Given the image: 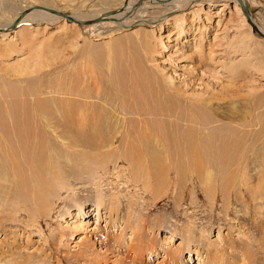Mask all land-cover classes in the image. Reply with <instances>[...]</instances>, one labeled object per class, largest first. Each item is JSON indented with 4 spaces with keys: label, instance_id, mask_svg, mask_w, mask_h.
<instances>
[{
    "label": "rangeland",
    "instance_id": "obj_1",
    "mask_svg": "<svg viewBox=\"0 0 264 264\" xmlns=\"http://www.w3.org/2000/svg\"><path fill=\"white\" fill-rule=\"evenodd\" d=\"M10 1L0 0V23L6 18L12 19L11 27L18 21L11 31L0 32V112L11 108L24 110L30 105L31 108L34 98H44L48 102L46 107L52 111L61 110L63 107L58 100L64 96L56 91L77 86L81 89L85 84L89 100H80H92L94 105L89 107L102 110L108 116L103 126L112 143L102 146L101 154L89 159L91 163L83 160L87 159L86 155L80 160L81 154H85L79 153L83 149L80 147L75 148L77 152L56 154L60 161L63 157L68 158L66 163L74 161L75 169L89 167L90 174L95 169L99 175L96 177L93 173V179L83 183L71 177L75 188L62 189L56 196L55 187L48 188L54 196L45 198L50 209L49 212L43 209L48 213L38 225L31 224L28 216H20L19 222L4 226L0 230V264H91L88 257L79 258L80 244L89 246L90 258L95 255L108 257L105 262L99 261L100 264H114L122 255L105 251L108 245H102L103 238L124 235L128 242L131 225L138 214L144 216L146 223L144 240L153 239L159 245L177 250L175 264H264L254 261L261 256L264 260V195L259 198L264 192V75L250 68L232 76L225 64L231 56L240 57L233 53V46L241 33L249 38L251 62L264 70V36L252 29L238 1L192 0L186 6L163 14L159 5L137 0L138 10L131 15L127 13L124 20L127 26L113 28L109 33L93 23L81 25L63 17L54 23L21 22L28 10L17 12L15 4L22 1L25 6L46 5L69 15L77 9L89 14L110 10L107 13L112 14L119 10L123 0ZM244 1L251 19L264 29V0ZM159 16L161 19L157 20ZM42 73L45 77H40L39 81ZM38 83L48 88H41V92L39 87L41 94L30 97ZM94 85L90 92L88 86ZM46 92L49 94H44ZM95 94L98 96L94 97ZM135 107H145L151 112L158 107H169L182 117L189 111L196 120L200 116L207 118L211 121L207 130L210 142L219 138L231 140L236 128L250 129L254 134L242 137L240 132V139L254 145L259 155L249 156L251 160L244 163L245 175L240 176L232 175L238 169L236 165L226 167L224 160L216 159L205 164L179 160L171 163L173 166L165 161L160 167L158 164L153 167L150 164L154 158L150 154L152 150L148 156L144 153L143 138L146 139L148 132L141 129L142 125L156 127L161 132L159 139L164 138V133L171 135L170 140L180 143L189 124L175 118L170 122L166 116L156 113L128 115ZM136 116L142 119V125ZM122 117L125 118L122 125L125 131H117L120 127L117 122H121ZM248 117L255 125L242 128L229 122V118H245L246 121ZM190 126L195 131L196 125ZM194 166L201 167L200 171L196 172ZM239 178L248 187L245 194L238 189V184H242ZM97 182L99 189L106 193L104 199L112 197L105 205L113 206L116 213H108L103 206L96 210L98 193L94 187ZM251 197L256 198L253 204ZM247 198L249 201L245 202ZM82 209L87 210V214L81 217L78 211ZM11 211L7 213L9 216L16 213ZM25 222L30 226H24ZM186 228L191 229L194 236L188 248L183 247L180 236L181 231L188 230ZM171 230L176 233L169 234ZM57 232L62 233L61 241H58ZM164 234L170 238L162 239ZM249 237L248 242H252L246 246ZM190 248H196L195 252ZM159 250L152 256L143 251V257L135 264H174L166 260L161 248Z\"/></svg>",
    "mask_w": 264,
    "mask_h": 264
},
{
    "label": "bare ground",
    "instance_id": "obj_2",
    "mask_svg": "<svg viewBox=\"0 0 264 264\" xmlns=\"http://www.w3.org/2000/svg\"><path fill=\"white\" fill-rule=\"evenodd\" d=\"M146 1H148L149 4H152L153 6L159 5L161 8H163L162 10L163 14H166L168 12H171L172 9L175 10L179 7L184 6L185 4H188L192 0H163V1L146 0ZM21 2L20 4L18 3L15 4L16 11L23 13V11L28 10V12H26L24 17L22 18L21 22H24V21L31 22V21H36V20H43L45 22L54 23L55 21H58L61 19V17H63L66 20L73 22V23H77V21L75 20L83 21L84 23L81 25H89L93 23L94 26H96L97 28H101V29L103 28V30H105L104 31L105 33L107 32L109 33V31H111L113 28L127 26V22L124 21L127 18V13L128 14L130 13L131 15L138 10V7H135L137 0H123V3L120 6L119 10L114 11L112 14L107 13L110 10L104 11L102 13L89 14V12L86 10L79 11L80 9H77L75 11H71L70 15L65 12L62 13L58 11L59 9L54 8V7H49L46 5L42 6L36 3H33V4L31 3L32 5L25 6L24 4H21ZM13 6H14V2H13ZM2 16L5 17L4 15ZM156 19L157 20L161 19V17L159 16ZM12 21H13L12 19L10 20L6 18V21L4 23H0V32H8L14 29L15 28L14 25H16L18 21L14 22V24L10 27L9 24ZM251 21L257 27L258 30L264 33V29H262L261 26H259L257 23L255 24L254 20L251 19ZM233 48H234L233 53L236 55H240V57L238 59H235V58H231L232 57L231 56L228 60H226L227 62L225 61L226 69L230 75L232 76L237 75L238 73L242 71H247V69H250V68L257 70L260 73V75H264L263 67L262 69L260 67H255V65L251 62V58L249 54V50H250L249 38L244 37L243 34L241 33L238 34ZM251 53H252V50H251ZM43 73L39 75V79H38L39 81H40V77L44 78L45 77L44 74L46 75L47 72L44 74ZM42 84L40 86L38 83L34 92L30 93L28 91L31 95L30 97L32 96L38 97V95L41 94L42 92L41 88L43 89V87H47ZM82 86L80 87L82 90L77 89L78 87L77 86L71 89H64V91H61V90L56 91V93H58L59 96H64V99L58 100L59 105L61 103L63 107L61 110L58 109L56 111H52L48 109L46 107L48 102L46 103L44 98L41 99L39 97L40 98L39 100L37 98L33 99L31 103L33 104L34 102V105L31 108H30L31 105L29 106V108L24 109V110L22 109L17 110V109H12V108L7 109L6 107L5 109H7V111L0 112V116H1L0 118V230H2L4 226L6 227V225L8 224H12V222H17V221L19 222L20 216L21 217L28 216L29 222L31 224L36 225L37 223L41 221L40 219H42V217L47 215V213L49 212L48 211L50 209V206L48 207L49 202L46 201L48 202L46 203L45 198L51 197L52 199V196L54 195L56 196L57 194H59L60 193L59 191H61L62 189L63 190L66 189V191L73 190L75 188L74 186L72 187V185H74V180H73L74 178L79 179L78 181H81L83 183L85 181H88V179L92 178V176L94 177V174L96 175V177L97 175H99L97 172L98 170H95V169L92 171L94 174L93 173L90 174L91 170L89 169V167L88 169H85V170H84L85 167H82L79 170L77 169V167L75 169L76 163H73L74 161L70 163H66V161H68L67 157L62 156L64 159L60 161L59 155L58 156L56 155V154H68V153L77 152V151H74L75 148L80 147L83 149L79 153L81 152L85 153L83 155L81 154L80 160H82L84 158L83 156L86 155L87 159H85L86 158L85 157L83 160L88 162L89 159H92L95 154L100 153L99 149L102 146L111 142L110 141L111 139L110 140L107 139L109 138L108 137L109 135L106 134L107 130L103 126V123L108 118V116L105 115L102 110H101L102 112L101 111L99 112V110L96 111L93 107H89V106L94 105V103H91L93 102L92 100L91 102L90 101L81 102L82 100H80V98L87 99L90 94L88 90H86L87 87L85 86L87 85L84 84ZM39 87H40L41 92L38 90ZM94 88H95V85L92 86L91 88H89L88 86V89H90V92H92ZM44 94H49V93L46 92ZM95 96H98V95L95 94L94 97ZM41 97L43 96L41 95ZM52 97L53 96H51V98ZM167 108L168 109L164 107H158V109L153 108L154 110H152L153 112H151L150 109H146L145 107L143 109L140 108L141 110L138 109V107H135L134 108L135 111L133 110L134 112H132L131 110V111H128L127 113L128 115L134 114V115H139V116L143 113H144L143 114L144 116L146 112L156 113L161 116L162 115L166 116V118H168L170 122L175 118V120L177 119L178 121L187 124V126L189 124L187 129H185L186 132H185V136L182 139L183 141H180L179 143V141L177 140H172V139L170 140L171 137L169 136L171 135L169 134L166 135L162 133V137L164 138L159 139L160 138L159 135L161 134V132L156 127H151L149 124L144 125L145 124L144 123L142 125L141 123L143 122L140 123L142 119L136 116L138 118L137 122L142 125V128L141 127L140 128L148 132V135L145 136L146 139L143 138L144 142L143 141L141 142L145 144V145L142 144L143 147L145 148V152L144 151L143 152L144 153L147 152L146 153L147 156L149 152L152 150V153L150 152V154H153L154 158H152L151 163L150 162L149 163L153 167H156L155 164H158V166L160 167L159 164H163L165 161L169 162L168 163L169 165L179 160H189L191 164H195V161L196 162L203 161V163L205 164L210 159H216L217 161L224 160L226 167L227 165L228 166H231L232 164L236 165L238 169L232 172V175L240 176L243 173L245 175L244 163L248 159H250L249 156L251 155L252 157L253 156L257 157L259 155L256 149L253 147L254 145L250 143L248 144L245 143V141L240 139V136H239L240 132L242 133V137L251 136L254 134L252 130L250 129H238L237 130L236 128L235 129L236 131H233L231 129L234 132L233 135H235V137H233L231 140H227V139L222 140L219 138L217 141L210 142L207 139L209 135L207 130H208V125L211 121H208L207 118H202L201 116L197 118L196 120L195 117H193L189 113V111H186L182 117L181 113H177L175 111L172 112L171 109H169V107ZM5 119H7V121ZM121 119H122L121 122L119 123L117 122V124H120V127L117 129V131L119 129L124 130L122 125H123V122H125L124 121L125 118L122 117ZM175 120H173L172 122H174ZM213 121L216 122L215 119H213ZM252 121H253L252 118H249V117L248 119L246 118V121H245V118H242V119L229 118V122H231L232 124L233 123L237 125L239 124L242 126V128L246 126L248 127L249 125L250 127L255 125ZM124 124L126 125V123ZM190 124H192L193 126L196 125L194 128L195 131L197 132L196 136L194 135L193 133L194 130L191 128ZM107 129L109 128L107 127ZM148 137L150 139H148ZM141 142L139 143V145L141 144ZM129 145H132L133 147V144L130 143ZM154 145L155 147L153 148ZM56 147H59V148L55 150ZM144 148H142V150ZM153 149L155 150V153ZM84 150H87V151H84ZM79 153L77 154L79 155ZM144 155L145 154H143L142 156ZM262 155L264 156V153ZM194 168L196 172H199L201 167L198 168L197 166H194ZM226 169L229 171V168H226ZM167 170L170 171V169H167ZM189 172L190 174L193 173L191 171V166L189 167ZM228 173L231 174V172H228ZM175 174L177 173L175 172ZM84 175H86L85 176L86 178L84 177V179H82ZM71 177H74V178H71ZM98 183L99 182H97V184ZM93 184L96 185L95 183ZM64 185H67V186H64ZM99 185L100 184L94 187L98 193L97 194L98 197L95 202L96 210L99 207L103 206V208L106 209L108 213H113V214L116 213L117 209L112 208L113 206L111 207L109 204L108 206L105 205L106 203H109L111 201L110 199L112 197L110 199L109 198L104 199L103 195H105L106 193L103 192L101 189H99L100 188L98 187ZM238 185L240 186L238 187L239 191L240 190L242 191L241 193L245 194L246 192H248V187H245L246 183L244 181H242V184L239 183ZM52 186L53 188L55 187L56 189L54 191L55 192L54 195L53 193H50L47 190L48 188L50 189V187ZM88 188H84L85 191H89L90 189ZM262 195H264V192L260 194L259 196L260 199L262 198ZM115 200H117V198ZM255 200H256L255 197L250 198L251 203ZM248 201H249L248 198L245 199V202H248ZM44 208H46L48 212L46 210H43ZM10 210L12 211L15 210L16 213L13 212L14 214L12 213V215L9 216L7 213L8 211L10 212ZM252 211L255 212L254 210ZM21 212H22V215H20ZM78 214L81 217L85 216L87 214V210L82 209L78 211ZM136 217H137L136 222L133 225H131V233L129 234L130 239L128 242L125 241L124 235H118L117 237H115V235L114 236L107 235L106 239L103 238L102 245L103 244L108 245V248H106L105 251H108L110 252V254L115 255V256L118 254L122 255V257L115 259L114 264H129V263L135 264L136 262L140 261L141 258L143 257V251L146 250L147 254L152 256V255L158 254L160 252L159 250L160 248L163 250V256L165 255L166 260H169V262H172L175 264L176 260L178 259V251L175 249L173 250L169 246H166V245H159L153 239L145 241L144 239L147 237V233L145 230L146 223L143 219L144 216L141 215L142 217L141 218L138 214ZM62 222H65V221L62 219ZM257 225H260V224H257ZM257 225H254V226L256 227ZM24 226H30V224L25 222ZM126 228H128V226H126ZM186 229L188 230L180 232V236L184 242L183 247L188 248L191 241H193L192 239L194 236L191 233L192 231L191 229L189 228H186ZM175 233L176 232L174 230L173 231L171 230L169 232V234H175ZM57 234H58V241H61L63 237L62 233L57 232ZM167 238L169 239L170 236L164 234L162 237V239H167ZM248 240L250 241V237L246 239V242H247L246 246L251 245L250 243L252 241L248 242ZM99 244H101L100 240H99ZM80 245H82V247H80V255H78L80 256L79 258H81V256L86 257V258L88 257L91 264H100L99 261L105 262L108 259L107 256H103V255L101 256L95 255L94 257L90 258L87 254L88 249H90L89 246L84 245V244H80ZM195 249L196 248L194 249L190 248V250L191 251L193 250V252H195ZM63 260H65V258ZM254 261L255 262L262 261L264 263L262 256L259 259H255ZM57 262L61 263V261L59 260H57Z\"/></svg>",
    "mask_w": 264,
    "mask_h": 264
},
{
    "label": "water",
    "instance_id": "obj_3",
    "mask_svg": "<svg viewBox=\"0 0 264 264\" xmlns=\"http://www.w3.org/2000/svg\"><path fill=\"white\" fill-rule=\"evenodd\" d=\"M238 3H239V6L241 7V9H242V11H243V13H244L246 19H247V22H249V23L251 24L252 29H253L255 32H257V33L261 34L262 36H264V35H263V34L257 29V27L253 24V22L251 21L250 14H249V11H248V8H247V5H246L245 1H244V0H239ZM102 18H103V17H102ZM75 21H77V23H79V24H83V23H84L83 21H78V20H75ZM15 24H16V23H15ZM14 26H15V25H14Z\"/></svg>",
    "mask_w": 264,
    "mask_h": 264
}]
</instances>
